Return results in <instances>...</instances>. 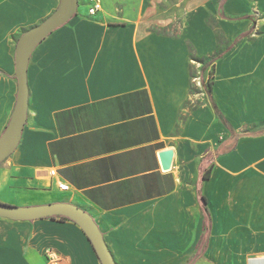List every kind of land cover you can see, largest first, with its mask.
I'll use <instances>...</instances> for the list:
<instances>
[{
    "label": "crops",
    "instance_id": "1",
    "mask_svg": "<svg viewBox=\"0 0 264 264\" xmlns=\"http://www.w3.org/2000/svg\"><path fill=\"white\" fill-rule=\"evenodd\" d=\"M99 2L89 14L78 0L30 55L27 117L0 163V201L83 208L116 264H187L205 234L199 184L210 224L192 264H264V0ZM58 3L0 0V134L16 101V41ZM176 17V34L159 31ZM224 120L241 136L217 155ZM47 249L59 264H101L72 220L0 217V264H51Z\"/></svg>",
    "mask_w": 264,
    "mask_h": 264
},
{
    "label": "water",
    "instance_id": "2",
    "mask_svg": "<svg viewBox=\"0 0 264 264\" xmlns=\"http://www.w3.org/2000/svg\"><path fill=\"white\" fill-rule=\"evenodd\" d=\"M78 9V0H59L57 7L39 23L25 29L18 37L14 49L15 73L17 81L16 101L7 125L0 134V163L3 162L19 143L27 117L28 83L27 66L35 47L54 29L66 23ZM173 151L159 153L161 167L171 166ZM64 216L74 221L91 242L101 264H116L103 233L94 218L83 208L67 201L16 205L0 202V217L10 220H34L44 217Z\"/></svg>",
    "mask_w": 264,
    "mask_h": 264
},
{
    "label": "trees",
    "instance_id": "3",
    "mask_svg": "<svg viewBox=\"0 0 264 264\" xmlns=\"http://www.w3.org/2000/svg\"><path fill=\"white\" fill-rule=\"evenodd\" d=\"M223 1L224 0H219V4H221ZM230 47H231V45L228 48H230ZM222 54H223L222 51L213 52V53L209 54L208 56L201 58V62H202L201 72L206 68V66L213 64L219 57L222 56ZM193 75H194V73H193ZM208 86L210 88V84ZM214 111L218 116L219 111L216 107H214ZM224 122H225L228 130L230 131V136L224 141L225 143L216 150L217 155L219 153L227 152V151H230L231 149H233L235 144H236L237 139L241 136L240 133L235 132L230 126H228V124L225 120H224ZM207 172L209 173L208 170H207ZM208 173L207 174L203 173L200 177V180L205 178L208 175ZM196 191H197V197H198L200 204H201V208L203 209V212L205 214V219H206L205 220V234L199 243V248H198L197 252L189 260V262L187 264H192L194 262V260L202 254V249L204 248V246L206 245V242H207V237H208V232H209V224H210V218H209V214H208V211L206 208V199L203 196V194L201 193V189H200L199 184H197V186H196ZM54 217H58L60 219H68L67 217H64V216H52L51 218H54Z\"/></svg>",
    "mask_w": 264,
    "mask_h": 264
},
{
    "label": "built area",
    "instance_id": "4",
    "mask_svg": "<svg viewBox=\"0 0 264 264\" xmlns=\"http://www.w3.org/2000/svg\"><path fill=\"white\" fill-rule=\"evenodd\" d=\"M90 1V6L88 8V13L93 14L95 13L98 9H100V2L99 0H89ZM50 174L54 175L55 170H50ZM58 187L60 189H67L68 185L66 183H58ZM47 257L48 260L51 264H59L60 262V257L59 255L53 250V249H47Z\"/></svg>",
    "mask_w": 264,
    "mask_h": 264
},
{
    "label": "rangeland",
    "instance_id": "5",
    "mask_svg": "<svg viewBox=\"0 0 264 264\" xmlns=\"http://www.w3.org/2000/svg\"><path fill=\"white\" fill-rule=\"evenodd\" d=\"M80 7H83V6H80ZM254 13V19H258L260 17H262V15L260 14V12H258L257 10L256 11H253ZM179 17H176L174 18L172 21H171V25L170 26H167L165 27L164 29H159V31H164V32H167V33H170V34H176L179 30ZM192 72L195 73V69L197 68L198 64L196 63V59L195 57L193 56L192 57ZM197 85V84H196ZM194 88V86H193ZM1 202V201H0ZM18 205H28V204H18Z\"/></svg>",
    "mask_w": 264,
    "mask_h": 264
}]
</instances>
